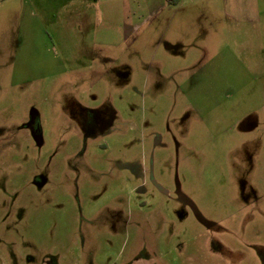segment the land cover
Instances as JSON below:
<instances>
[{
    "label": "rangeland",
    "instance_id": "1",
    "mask_svg": "<svg viewBox=\"0 0 264 264\" xmlns=\"http://www.w3.org/2000/svg\"><path fill=\"white\" fill-rule=\"evenodd\" d=\"M168 2L0 0V264H264V0Z\"/></svg>",
    "mask_w": 264,
    "mask_h": 264
},
{
    "label": "crops",
    "instance_id": "2",
    "mask_svg": "<svg viewBox=\"0 0 264 264\" xmlns=\"http://www.w3.org/2000/svg\"><path fill=\"white\" fill-rule=\"evenodd\" d=\"M96 7L100 11L101 22L97 24L94 31V41L104 48H122L126 39L133 33H138L146 26L149 20L157 19L160 12L168 10L171 6L168 0H95ZM180 8V7H179ZM171 9V8H170ZM171 20H169L170 23ZM167 34L160 38V46L165 44V50L170 51L182 46L183 52L186 45L180 39L168 40ZM182 54L176 59L185 62Z\"/></svg>",
    "mask_w": 264,
    "mask_h": 264
}]
</instances>
